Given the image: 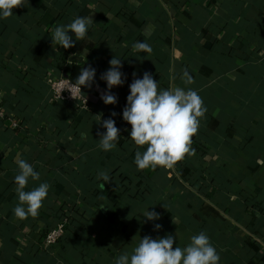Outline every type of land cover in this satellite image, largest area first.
Segmentation results:
<instances>
[{"label": "crops", "instance_id": "obj_1", "mask_svg": "<svg viewBox=\"0 0 264 264\" xmlns=\"http://www.w3.org/2000/svg\"><path fill=\"white\" fill-rule=\"evenodd\" d=\"M12 11L0 18V264H115L146 235H172L183 248L201 231L219 264H264V0H24ZM86 16L93 23L84 40L69 33L73 47L51 43L55 27ZM137 42L151 52L135 51ZM113 56L125 79L111 89L117 103L105 105L100 76ZM89 65L96 73L84 87L86 108L51 100L52 79L75 82ZM184 69L194 83L181 80ZM144 72L161 90H196L207 109L195 155L174 169L134 163L145 149L129 138L122 110ZM113 112L120 137L105 152L98 133ZM18 159L40 173L25 191L50 185L35 218L13 214ZM100 172L111 180H98ZM146 209L160 219L147 221ZM62 216L63 242L44 248Z\"/></svg>", "mask_w": 264, "mask_h": 264}, {"label": "clouds", "instance_id": "obj_2", "mask_svg": "<svg viewBox=\"0 0 264 264\" xmlns=\"http://www.w3.org/2000/svg\"><path fill=\"white\" fill-rule=\"evenodd\" d=\"M23 5L24 0H0V18L12 16V10ZM92 23L91 17L86 16L77 17L67 25L57 26L52 30L51 43L69 49L74 46L69 33L74 35L76 41H82ZM133 49L138 52H151L150 46L144 42L135 43ZM121 67V60L113 56L109 61V69L100 76L107 85L100 97L105 105L117 103V96L111 93V89L124 83L125 74L120 71ZM95 73L96 70L91 65L82 68L75 83L70 82L68 87L62 90L67 89L75 99V94L82 93V86L88 88L92 86ZM133 76L135 77V73ZM180 78L185 84L194 83L187 69L183 70ZM206 111L204 102L196 90L191 88L185 90L178 86L161 90L157 81L148 72H144L142 78H134L129 85L122 119L131 126L129 133L131 141L138 149H145L143 152L139 150L135 152L134 163L137 170L155 171L158 167L174 169L178 162L195 155L192 138L198 134L200 119ZM115 115L113 112L108 119L103 120L102 127L106 131L98 133L100 136L98 146L105 152L116 148L120 137V130L111 118ZM100 120L101 117L99 122ZM17 166L18 174L14 177V183L18 202L13 214L20 220L29 216L35 218L43 207L50 185L46 182L40 183L32 190L25 191L29 179L38 181L40 173L24 159H18ZM97 179L104 183L111 180L109 174L105 172L98 173ZM104 198L101 195V199ZM143 215L147 221L160 219L159 213L154 210L146 209ZM172 220L176 223L174 219ZM161 227L160 224H155L154 230ZM175 241L176 237L172 235L156 239L146 235L139 238L131 253L125 252L116 258L115 264H219L220 256L203 231L191 236L190 242L183 248L174 247Z\"/></svg>", "mask_w": 264, "mask_h": 264}, {"label": "built area", "instance_id": "obj_3", "mask_svg": "<svg viewBox=\"0 0 264 264\" xmlns=\"http://www.w3.org/2000/svg\"><path fill=\"white\" fill-rule=\"evenodd\" d=\"M70 82L72 84L75 83L74 81L70 80L68 77L63 76V75L52 79L49 83V91L51 95V100L55 103H70L75 107L86 108L87 100L84 94L83 86L81 87L82 93L75 94V99L71 97V94L67 89L62 90L68 87ZM5 118H6V111L2 105V93L0 92V120H3ZM11 126L17 127V124L15 122H12ZM66 223H67V220L63 219L59 221L53 228H51L44 234L43 239H42V244L44 248L49 249L57 245L58 241L60 240V238L62 237L64 233V228H65Z\"/></svg>", "mask_w": 264, "mask_h": 264}, {"label": "trees", "instance_id": "obj_4", "mask_svg": "<svg viewBox=\"0 0 264 264\" xmlns=\"http://www.w3.org/2000/svg\"><path fill=\"white\" fill-rule=\"evenodd\" d=\"M63 219H66L67 220V223H66V225H65V228H64V233H65V230H66V227H67V225H68V223H69V220H68V217H64V216H62L57 222H56V224L59 222V221H61V220H63ZM55 224V225H56ZM51 229V228H50ZM49 229V230H50ZM48 231V230H47ZM46 231V232H47ZM45 232V233H46ZM63 233V235H62V237L60 238V240L58 241V243H57V245L56 246H58V245H60L62 242H63V240H64V236H65V234Z\"/></svg>", "mask_w": 264, "mask_h": 264}]
</instances>
